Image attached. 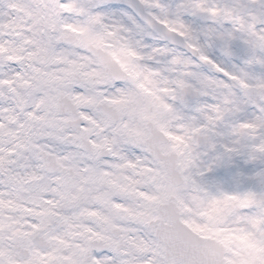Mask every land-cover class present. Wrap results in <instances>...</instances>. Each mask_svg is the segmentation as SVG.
Listing matches in <instances>:
<instances>
[{"label":"flooded vegetation","instance_id":"af4514ba","mask_svg":"<svg viewBox=\"0 0 264 264\" xmlns=\"http://www.w3.org/2000/svg\"><path fill=\"white\" fill-rule=\"evenodd\" d=\"M109 22L118 34L130 26L123 15ZM116 37L101 34L95 44L113 55L117 71L87 54L80 42L77 57L68 61H75L70 77L80 80L84 95L58 79L50 88L58 94L53 140L62 183L71 185V194L81 197L88 210L120 212L106 221L77 222L86 226L80 238L54 234L53 226L40 231L35 237L52 242L21 244L19 264H168L163 246L153 242L149 222L156 217L143 198L157 193L159 203L175 196L183 221L200 235L220 240L229 263L264 264V110L250 115L244 88L240 96L229 93L224 99L213 79L197 88V100H177L173 110L169 94H163L160 67L152 68L148 59L149 47L132 37L134 53ZM61 96L65 100L58 108ZM256 122L263 129L255 133ZM150 139L154 154L147 146ZM175 155L179 173L169 179L164 165L174 164ZM235 196L238 202L232 205Z\"/></svg>","mask_w":264,"mask_h":264},{"label":"rangeland","instance_id":"374dc122","mask_svg":"<svg viewBox=\"0 0 264 264\" xmlns=\"http://www.w3.org/2000/svg\"><path fill=\"white\" fill-rule=\"evenodd\" d=\"M147 1L149 8L156 9L159 16L169 21L174 29L184 32L188 39L202 50V59L193 60L186 51L159 39L145 25L140 24L139 28L132 26L131 31L136 30V34L142 35L149 44L157 47L156 59L166 64L159 66L166 85L163 94H169L173 107L177 106L174 95L182 87L191 83L197 88L200 82L207 83L209 78L219 82L218 91L222 96L225 97L226 90L233 94L236 83L229 81V78H222L219 73L216 74L213 68L209 67L212 64H205L206 56H212L214 61L217 60L235 75H242L245 90L248 85L251 87L247 94L257 90L264 96V0ZM207 2L213 6H209ZM14 4L17 5L18 1ZM31 4L26 6L29 18L18 17L20 15L16 9L15 17L12 18L7 12L4 0L3 10L0 9V51H6V57L3 59L5 61L0 62V219H12L10 224L0 223V264H13L7 259L16 251L15 243L21 232L28 230L20 229L18 224L23 222L28 227H38L42 224H53L61 217H65L69 222H73V217L80 220L73 216L74 212L63 209L62 193L57 183L59 181L53 178L55 176H45L42 172L43 165L40 164V154L35 152L39 147L53 150L55 146V116L43 109L52 106V98L56 97V94L47 85L45 92L29 100V96L25 95V88L34 83L36 86L32 87V90L39 91L38 77L40 76V85H43L46 77L53 74L57 59L68 61L70 57H77V51L73 47H67L57 39L58 36L61 37V32L67 31V25L73 26L75 30L83 29V40L86 42L89 36L105 34L103 28L108 27L105 21L110 20L111 15L128 13L121 6H106L101 0H64L61 4H55L52 0H32ZM8 18L12 20L6 21ZM45 21L49 24L48 31L45 30ZM98 21L103 23V27L97 30L93 22ZM209 36L212 39H209ZM21 58L22 62L19 61ZM71 64H75V61H71ZM7 76L9 81L5 80ZM248 103L250 108L255 107L249 99ZM260 108L261 111L264 110L263 105ZM48 110L52 111L50 108ZM248 110L250 115L256 114ZM262 129L261 123L256 122L255 126H251L252 132L255 133ZM7 154L10 155L9 158ZM13 158L16 165L11 163ZM21 163L28 167L34 166L33 171L29 174L23 172L25 169L19 167ZM13 174L17 176L15 179ZM3 187L7 190L4 191ZM42 189L47 193L58 191L50 195L56 206L53 210L44 205L47 202L43 197L45 195L39 196L38 193ZM26 190L28 194L21 197L20 193ZM17 191L20 196L18 199L14 197ZM6 194L9 199L6 198L7 202L4 203L1 195L5 197ZM28 198L42 201L44 204L41 205V210L34 207L30 210L21 206L30 204ZM27 199L29 202H26ZM17 205L21 208H12ZM150 209L155 211L154 207ZM54 210L62 213L58 216ZM27 212L35 215L22 221L21 218L25 217ZM79 213L81 212L78 209L77 215ZM31 221L32 224L29 225Z\"/></svg>","mask_w":264,"mask_h":264},{"label":"water","instance_id":"95a60500","mask_svg":"<svg viewBox=\"0 0 264 264\" xmlns=\"http://www.w3.org/2000/svg\"><path fill=\"white\" fill-rule=\"evenodd\" d=\"M129 1V0H128ZM138 5H139V7H140V10H141V13H145V11L143 10V6H142V4L141 3H138ZM158 31H160L159 33L162 35H166V36H168V35H170L169 33H167V31L164 29V28H162V30L161 29H159L158 28ZM170 41H172V42H175V43H181L179 40H177L174 36L173 37H170V38H168ZM217 264H222L221 262H219V263H217Z\"/></svg>","mask_w":264,"mask_h":264},{"label":"bare ground","instance_id":"6f19581e","mask_svg":"<svg viewBox=\"0 0 264 264\" xmlns=\"http://www.w3.org/2000/svg\"><path fill=\"white\" fill-rule=\"evenodd\" d=\"M207 3H208V2H207ZM208 5H209V6H213V4H209V3H208ZM208 5L206 4V6H208ZM216 61H217V60H216ZM223 68H224L225 70H227L225 67H223Z\"/></svg>","mask_w":264,"mask_h":264}]
</instances>
